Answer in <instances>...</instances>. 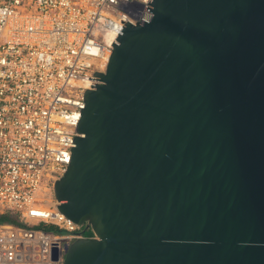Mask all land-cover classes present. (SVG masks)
Instances as JSON below:
<instances>
[{
    "label": "water",
    "instance_id": "95a60500",
    "mask_svg": "<svg viewBox=\"0 0 264 264\" xmlns=\"http://www.w3.org/2000/svg\"><path fill=\"white\" fill-rule=\"evenodd\" d=\"M78 119L64 264H264V0H148Z\"/></svg>",
    "mask_w": 264,
    "mask_h": 264
},
{
    "label": "built area",
    "instance_id": "2783aa9c",
    "mask_svg": "<svg viewBox=\"0 0 264 264\" xmlns=\"http://www.w3.org/2000/svg\"><path fill=\"white\" fill-rule=\"evenodd\" d=\"M148 0H0V264H64L96 238L59 209L84 94L105 72L122 25Z\"/></svg>",
    "mask_w": 264,
    "mask_h": 264
},
{
    "label": "trees",
    "instance_id": "16d2710c",
    "mask_svg": "<svg viewBox=\"0 0 264 264\" xmlns=\"http://www.w3.org/2000/svg\"><path fill=\"white\" fill-rule=\"evenodd\" d=\"M19 223L17 218L10 213L0 214V223Z\"/></svg>",
    "mask_w": 264,
    "mask_h": 264
}]
</instances>
